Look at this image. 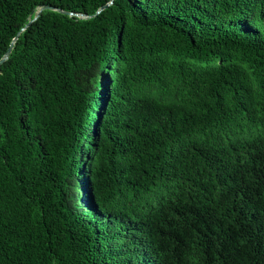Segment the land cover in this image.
Instances as JSON below:
<instances>
[{
  "label": "trees",
  "instance_id": "obj_1",
  "mask_svg": "<svg viewBox=\"0 0 264 264\" xmlns=\"http://www.w3.org/2000/svg\"><path fill=\"white\" fill-rule=\"evenodd\" d=\"M12 45L0 264H264V0H0Z\"/></svg>",
  "mask_w": 264,
  "mask_h": 264
},
{
  "label": "water",
  "instance_id": "obj_2",
  "mask_svg": "<svg viewBox=\"0 0 264 264\" xmlns=\"http://www.w3.org/2000/svg\"><path fill=\"white\" fill-rule=\"evenodd\" d=\"M104 8H105V7L101 8V10L97 13V15H98V14H99ZM42 10H51V11H57V12H60V13L68 14L67 12H65V11H63V10H61V9L55 8V7H53V6H43V7L40 9V11H42ZM72 15H73V14H72ZM38 16H39V15H37V17H35L33 20H36V19L38 18ZM29 25H30V24H29ZM29 25H28V26H29ZM12 48H13V45H12V46L10 47V49L7 51V53L5 54V56L0 60V66L8 60V58H9L11 52H12Z\"/></svg>",
  "mask_w": 264,
  "mask_h": 264
}]
</instances>
